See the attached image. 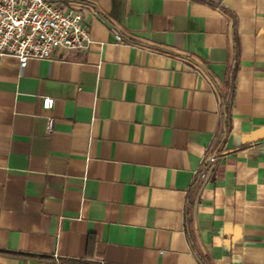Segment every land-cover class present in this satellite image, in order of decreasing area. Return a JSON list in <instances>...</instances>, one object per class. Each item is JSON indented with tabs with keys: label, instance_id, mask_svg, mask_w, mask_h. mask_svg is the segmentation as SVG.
Masks as SVG:
<instances>
[{
	"label": "crops",
	"instance_id": "crops-1",
	"mask_svg": "<svg viewBox=\"0 0 264 264\" xmlns=\"http://www.w3.org/2000/svg\"><path fill=\"white\" fill-rule=\"evenodd\" d=\"M50 1L90 41L0 59V264H264V0Z\"/></svg>",
	"mask_w": 264,
	"mask_h": 264
},
{
	"label": "built area",
	"instance_id": "built-area-1",
	"mask_svg": "<svg viewBox=\"0 0 264 264\" xmlns=\"http://www.w3.org/2000/svg\"><path fill=\"white\" fill-rule=\"evenodd\" d=\"M89 37L78 8L64 9L50 0H0V59L16 58L21 70L29 60H53L59 50L85 48ZM116 38L122 40L120 34ZM52 103L45 98L43 107ZM48 122L50 131L52 119ZM208 160L213 164L216 157Z\"/></svg>",
	"mask_w": 264,
	"mask_h": 264
},
{
	"label": "trees",
	"instance_id": "trees-1",
	"mask_svg": "<svg viewBox=\"0 0 264 264\" xmlns=\"http://www.w3.org/2000/svg\"><path fill=\"white\" fill-rule=\"evenodd\" d=\"M236 69H237V62L235 61L234 64H233V67L231 69V71H232L231 72V79L234 77L235 72H237ZM12 255H15V256H23V254H18V253H14ZM71 263L72 264H86V263H83V262H80V261H73Z\"/></svg>",
	"mask_w": 264,
	"mask_h": 264
}]
</instances>
